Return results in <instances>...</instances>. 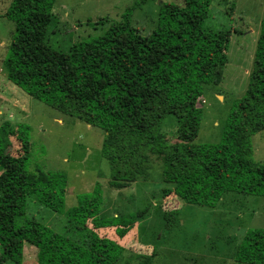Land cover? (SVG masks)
<instances>
[{
    "label": "trees",
    "instance_id": "obj_1",
    "mask_svg": "<svg viewBox=\"0 0 264 264\" xmlns=\"http://www.w3.org/2000/svg\"><path fill=\"white\" fill-rule=\"evenodd\" d=\"M55 1H11L4 16L14 32L3 64L11 82L30 97L104 131L101 154L112 186L122 188L141 177L152 155L161 160L163 182L187 204L214 209L226 193L264 197V166L251 159V137L264 130V18L248 87L229 110L221 142L198 145L193 141L202 112L196 102L204 86L220 81L230 36L203 28L211 0H185L170 11L167 30L158 35L142 36L125 19L107 31L98 56L75 64L70 49L50 43ZM166 118L178 124L174 143L164 140ZM20 139L17 159L3 153L0 141V195L6 198L0 205V264H19L24 244L37 249V264H117L90 247L89 220L94 228L128 227L129 222L98 218V185L78 197L76 220L70 222L83 238L27 216L28 200L60 213L66 177L31 175L28 137L22 133ZM166 221L169 226L171 220ZM234 260L264 264V229L244 233Z\"/></svg>",
    "mask_w": 264,
    "mask_h": 264
},
{
    "label": "rangeland",
    "instance_id": "obj_2",
    "mask_svg": "<svg viewBox=\"0 0 264 264\" xmlns=\"http://www.w3.org/2000/svg\"><path fill=\"white\" fill-rule=\"evenodd\" d=\"M12 0H0V141L11 158L22 154L20 135L28 137L27 169L60 173L66 177L62 210L27 201V216L56 232L84 237L76 220L77 199L90 195L98 185L101 197L99 219L124 217L121 224L94 228L91 249L117 264H237L234 255L244 233L264 229V197L226 193L214 209L187 204L172 192L173 185L161 178V160L150 156V166L141 177L111 185V169L101 148L105 133L75 117L30 97L11 82L4 66L13 22L4 16ZM185 0H56L52 9L50 43L71 50L72 61H91L98 56L107 31L125 19L142 36L167 30L171 10ZM264 18V0H211L203 28L229 31L227 63L220 81L204 86L196 107L202 112L193 144L221 142L232 104L248 87L249 74ZM164 140L174 143L178 124L166 118ZM253 162L264 166V130L251 137ZM149 165V164H148ZM169 191V192H167ZM6 201L0 195V205ZM166 218L171 220L170 225ZM117 229L125 230L120 235ZM79 230V231H78ZM14 264V263H1ZM19 264H37V249L24 244Z\"/></svg>",
    "mask_w": 264,
    "mask_h": 264
}]
</instances>
